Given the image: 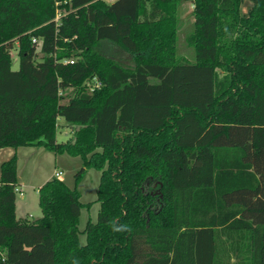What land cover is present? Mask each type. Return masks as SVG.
Listing matches in <instances>:
<instances>
[{
  "label": "trees",
  "instance_id": "16d2710c",
  "mask_svg": "<svg viewBox=\"0 0 264 264\" xmlns=\"http://www.w3.org/2000/svg\"><path fill=\"white\" fill-rule=\"evenodd\" d=\"M180 1L0 0V149L100 172L81 244L79 191L53 176L18 219L3 161L0 264H264V0H192L194 63L175 58Z\"/></svg>",
  "mask_w": 264,
  "mask_h": 264
},
{
  "label": "rangeland",
  "instance_id": "374dc122",
  "mask_svg": "<svg viewBox=\"0 0 264 264\" xmlns=\"http://www.w3.org/2000/svg\"><path fill=\"white\" fill-rule=\"evenodd\" d=\"M113 0H106L112 2ZM251 6L248 0L239 5V12L246 14ZM65 14L63 8L56 9L55 21L59 22L60 17ZM194 4L192 0H181L177 5L176 31L174 35L175 58L177 60L194 63L195 53V23H194ZM101 52L109 56L111 50L104 44L101 46ZM41 53L38 57H41ZM12 69L19 67V57L17 46L11 50ZM124 64H130V60L121 61ZM94 81L88 79L86 86H92ZM58 127L56 129L57 142H66L71 139L76 125L66 122L62 117H58ZM12 155L16 156L17 180L22 184L23 195L16 192L17 218H26L34 220L41 216V210L38 204V187L44 184L48 179L55 176L70 188H76L80 193V202L89 203V207H82L78 220L79 242L84 244L86 235L83 232L87 220L96 221L99 210V202L96 201V190L99 182L100 172L96 169H88L83 177L75 183L74 175L82 166V160L79 156H70L66 153H54L43 147L21 146L18 148L4 147L0 149V164L8 160ZM61 171V175H56ZM17 185L18 187H21ZM158 190L154 193L158 195Z\"/></svg>",
  "mask_w": 264,
  "mask_h": 264
},
{
  "label": "built area",
  "instance_id": "2783aa9c",
  "mask_svg": "<svg viewBox=\"0 0 264 264\" xmlns=\"http://www.w3.org/2000/svg\"><path fill=\"white\" fill-rule=\"evenodd\" d=\"M32 41H33V42H37L36 39H33ZM61 174H62L61 171H58V172L56 173V175H61ZM15 192H18L20 195L22 194V190L19 189L18 187L15 188Z\"/></svg>",
  "mask_w": 264,
  "mask_h": 264
},
{
  "label": "crops",
  "instance_id": "0c3cea01",
  "mask_svg": "<svg viewBox=\"0 0 264 264\" xmlns=\"http://www.w3.org/2000/svg\"><path fill=\"white\" fill-rule=\"evenodd\" d=\"M1 149H2V148H1ZM19 184H20V183H19L18 180H17V185H19ZM20 186H21V187H18V186H17V187H18L19 189L23 190V189H22V184H20ZM21 195H23V191H22V194H21ZM15 209H16V205H15ZM18 219H20V218H18Z\"/></svg>",
  "mask_w": 264,
  "mask_h": 264
},
{
  "label": "water",
  "instance_id": "95a60500",
  "mask_svg": "<svg viewBox=\"0 0 264 264\" xmlns=\"http://www.w3.org/2000/svg\"><path fill=\"white\" fill-rule=\"evenodd\" d=\"M161 185V184H160ZM159 191V190H158ZM158 194H159V196L161 197L162 195H161V193H160V191L158 192Z\"/></svg>",
  "mask_w": 264,
  "mask_h": 264
}]
</instances>
